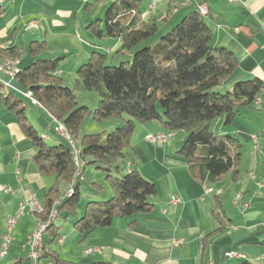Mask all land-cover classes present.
I'll return each mask as SVG.
<instances>
[{"label":"crops","instance_id":"0c3cea01","mask_svg":"<svg viewBox=\"0 0 264 264\" xmlns=\"http://www.w3.org/2000/svg\"><path fill=\"white\" fill-rule=\"evenodd\" d=\"M150 1L143 5V20L150 16L147 10ZM154 1L157 4L154 15L165 18L161 21L165 32L187 12L196 10L197 4L207 5L208 13L203 18L212 30L211 45L227 48L237 59V66L223 88L228 89L237 81L253 78L264 82V0H192L186 7L179 5L183 0ZM69 2L71 0H2L0 47L23 50L25 63L21 57L18 69L35 60L26 50L31 41H40L42 37L46 44L52 37H72L71 42L83 50L73 61L74 69L85 62L88 53L84 41L69 30L55 32L64 26L65 17L78 15L81 5L87 3L86 0H72L77 4L73 10L67 7ZM160 5L163 9L158 12ZM33 20L38 22V28L25 29ZM72 46L64 47L62 54L70 52ZM119 46L120 42L114 40L108 51H116ZM44 53L41 55L44 59L65 57L62 54L58 57L45 56ZM57 71L63 77L64 70L57 67ZM0 82L4 90L10 89L16 97L21 94L30 98V94L19 87L13 77L0 75ZM27 116L31 122L32 119L41 121L42 117L50 119L32 101ZM214 121L213 131L231 136L241 148L236 181L219 187L194 178L190 164L177 153L184 135L177 141H171L175 132L163 144L148 142L146 134L162 129H151L142 124L143 131L137 134L130 151L134 158L127 164L130 163L131 168H136L145 179L155 184L157 192L148 199L151 209L116 218L108 226H94L84 232L74 227L75 220L83 212V205H78L75 217H65L61 212L54 220V233L52 230L43 235L40 261L43 264H264V188L258 189L249 177L250 172H254L257 178L264 175V92L254 107L243 109L229 126L224 125L222 117ZM51 126L48 127L50 131L54 128ZM42 127L45 128L44 125ZM43 133L47 134H40ZM252 135L257 137L255 142ZM48 136L54 144L58 143L59 139L54 134ZM33 153L30 140L21 132L14 114L5 108L0 99V183L15 189L19 185L16 177L20 175L24 186L23 193L0 192V243L5 222L15 213L18 202L30 195L44 202L54 182L53 177L38 173L31 159ZM206 186L212 191L205 193ZM67 189L68 184L60 183L59 196H64ZM239 191L249 202L248 207L233 204L232 200ZM110 195L111 192L106 190L104 194L96 193L90 200H103V196ZM171 197L179 198L180 202L170 204ZM217 198L230 221L222 232L211 236L204 245V237L218 226L211 214ZM35 225L36 217L32 214L26 213L17 220L12 229L8 253L0 257V264H30L26 241ZM59 237H62L61 243L57 241ZM177 238H183L182 246L173 245L172 241ZM89 249L95 251L87 252ZM52 254L69 263L56 262Z\"/></svg>","mask_w":264,"mask_h":264},{"label":"trees","instance_id":"16d2710c","mask_svg":"<svg viewBox=\"0 0 264 264\" xmlns=\"http://www.w3.org/2000/svg\"><path fill=\"white\" fill-rule=\"evenodd\" d=\"M146 1L112 0L104 17L90 20L86 31L98 40L119 41L118 52L129 51L153 37L158 32V23L165 19L150 14L143 20L141 11ZM86 2L84 9L88 12L93 2ZM203 17L198 10L187 12L156 42L135 51L131 62L108 65L106 54L92 51L75 73L76 82L96 92V107L80 105L74 90L64 85L63 77L57 73L58 58L41 57L47 49L46 41L28 44L26 51L35 60L22 69L17 68L13 75L15 82L30 93L33 104L64 126L74 142L79 139L78 157L83 163L80 174L86 164L93 165L105 172V182L113 192L108 199L87 201L81 216L74 222L77 231L105 227L116 218L151 209L148 199L157 192L155 184L136 168L124 172L117 165L119 160L128 157L130 138L138 123L155 121L160 131H182L184 140L177 153L190 164L191 174L201 182L222 187L238 179L241 154L237 150L232 152L230 146L235 142L236 149L239 143L227 134L215 133L212 124L222 117L224 125L229 126L243 109L254 107L256 99L264 92V82L253 78L223 88L237 66V59L227 48L211 45L212 30ZM23 53L16 47H0V61L20 59ZM2 87L0 82L1 102L14 114L19 129L30 140L34 166L40 175L54 179L39 218L46 220L53 209L58 216L64 212L65 217H75L80 202V179L72 181L78 170L72 149L61 142L48 145L49 136L40 134L27 116L31 106ZM85 117L96 121L116 119L122 124L108 133L79 137V127ZM62 182L69 184L64 197L59 196ZM211 214L218 226L204 237V245L230 221L218 198ZM53 228L54 221L46 232H52ZM52 256L56 262L69 263Z\"/></svg>","mask_w":264,"mask_h":264},{"label":"rangeland","instance_id":"374dc122","mask_svg":"<svg viewBox=\"0 0 264 264\" xmlns=\"http://www.w3.org/2000/svg\"><path fill=\"white\" fill-rule=\"evenodd\" d=\"M112 0H95L93 2V0H91V5L89 8V11L86 12L84 7L86 5V3L81 5L80 8V13L78 15H74L72 17H65V19H63L64 26L61 28H58L55 30L56 33H58L60 30L65 29V30H69L72 33H75V36L77 38H80L84 41V43L86 44V48H87V59L85 60V62L88 60V57L90 55V53L92 51H96L99 53H104L107 56V61L106 63L108 65H120V63L125 62V61H132L133 58V54L135 51H137L138 49L144 47V45H146L147 43H154L156 42L160 35H162L165 30H164V24H161V22L158 23L159 25V29L158 32L151 37L148 41H143L141 43H139L137 46H135L133 49L126 51V52H118L117 49L116 51L114 49H112L111 51H108V49L111 48L112 43L114 40L112 39H103V40H98L94 37H92L87 31H86V25L88 24V22L90 20L93 19H102L104 17V13L106 8L108 7V5L110 4ZM157 6V4H156ZM67 7H70L71 9L73 8V10H75L77 8V4H75L74 2H69V4H67ZM157 11L161 12L163 7L161 8V5L159 7H157ZM149 14V13H148ZM57 28V27H56ZM56 35H60V34H56ZM68 37V38H66ZM58 36L56 38L52 37V39H48V46L47 49L44 53L45 56H54V57H58L60 54H62V51L64 49V47H70V45H73V48H70L71 50H69L70 52H66V54H62L65 57H58V66L59 68L63 69V79H64V85H68V87H70L71 89L74 90L78 102L80 105H86L88 107H96L97 105V94L94 91H89L86 90L82 83L80 82H76V69L82 64L80 63L79 66H77L75 69L73 67V61H76L78 59L79 53L81 51H83L81 49V47H79L75 42H71L72 37L70 36ZM40 41L43 40V37L39 39ZM120 47V46H119ZM19 59V58H18ZM25 59H26V55L22 56L21 60H23V62L25 63ZM20 60V59H19ZM83 62V63H85ZM18 93V92H17ZM18 99H22V101L26 104H28L29 106H31V98H29L28 96H23L21 94L17 95ZM31 112V111H29ZM29 115L31 116V114L29 113ZM214 122L212 124V130L214 129ZM32 123L33 125L36 127V129L38 130L39 133L42 132H46L47 135H51L54 134L52 133V131L48 130V127L50 125H52L51 127H55V121H50V119H45L42 117L41 121H38L36 119H32ZM44 125L45 128L42 127V125ZM49 124V125H48ZM58 124V123H56ZM122 124L121 120H116V119H105L102 121H96L94 119H92L91 117H85L79 127V137H81L82 135L85 134H98V133H108L110 131H112L116 126H119ZM145 126H149V128L151 129H159L160 126L158 123H156L155 121L152 122H147L145 123ZM143 125L141 123L136 124V128L130 138V147L128 148V157L125 159H121L118 161L117 165L120 167L121 171L125 170V166L127 169L131 168L130 167V163L132 162V153H130V151H132V145L134 144V140L137 139V134L139 133V131H143L142 128ZM142 128V129H141ZM145 128V127H144ZM184 135V133L182 131H178L176 132V135L174 138H171V141H177L179 139H181V137ZM57 138L59 139L58 142H61L65 145L69 146V143L62 137L57 136ZM46 143L48 145H53L54 142L51 139H47ZM75 146L79 147V139L75 140ZM233 144V145H232ZM231 146L233 147V149H235L236 143L232 142ZM248 146H250V144H247ZM230 146V148H231ZM232 149V150H233ZM231 150V151H232ZM235 150L240 151L241 148H236ZM134 158V157H133ZM127 161H129L130 163L127 164ZM129 166V167H128ZM242 169V168H241ZM81 175H80V186H79V196H80V202L79 204L83 205V207H85L86 203L88 200L92 199L93 195H95L96 193L98 194H104V192L106 190H109L111 192V195L113 194L112 190L108 187L107 183L105 182V172L102 170H99L97 168H95L93 165L91 164H86L84 168L81 169ZM113 173L115 174V171H113ZM94 183L99 184V186L95 185ZM69 186V184H68ZM109 196H103V200L108 199ZM84 209V208H83Z\"/></svg>","mask_w":264,"mask_h":264},{"label":"built area","instance_id":"2783aa9c","mask_svg":"<svg viewBox=\"0 0 264 264\" xmlns=\"http://www.w3.org/2000/svg\"><path fill=\"white\" fill-rule=\"evenodd\" d=\"M230 2H241V0H228ZM2 0H0V3ZM192 3V0H184V2H180V6H188ZM147 10L149 14H154L156 12V2L154 0H151L147 4ZM196 10H203L205 13H208V7L205 3H199L197 4ZM38 22L36 20L30 21L25 29L30 28H38ZM15 66H6L5 68H0V75L2 76H8L12 77L13 70L17 67ZM59 74V72H57ZM53 133L56 136L62 137L66 139V137L63 134H60V125H55L53 128ZM174 132L171 131H154L150 132L145 135V140L148 142L156 143V144H163L165 143ZM252 140L255 142L257 140L256 135L251 136ZM83 163L81 162L80 158L78 157V174L76 178V182L79 180V167H82ZM18 172V171H17ZM249 177L255 182L258 189L264 188V175L260 178H257L254 172L249 173ZM17 183L19 184L15 189H13L11 186L4 185L0 183V188L3 189L4 193H23L24 192V186L21 184L22 179L20 175H17L16 177ZM76 184V183H75ZM74 184V185H75ZM74 187V186H73ZM72 187V188H73ZM212 190H207V186L205 187V193L211 192ZM64 197V196H63ZM180 202V199L177 197H171L169 199L170 204H176ZM234 205H238L241 207H248L249 202L243 199V194H241V191H239L237 194H235L233 200ZM43 202H41L35 195H30L24 199H22L20 202H18L17 209L15 213L11 216H9L5 222V230L2 235V241L0 243V257H5L8 253L9 246L12 242V229L14 225L16 224L17 220L22 217L24 214H32L36 217V225L33 229V231L27 236L26 241V247H27V255L28 259L30 261V264H43L40 261L41 258V248H40V238H38V229L40 226H45V220H40L38 218V210L43 208ZM58 213L53 217L52 220L56 218ZM58 243L62 242V237H59L57 239ZM174 246H182L184 243L183 238H177L172 241ZM95 251V249H89L87 252ZM230 256L234 254H229Z\"/></svg>","mask_w":264,"mask_h":264},{"label":"bare ground","instance_id":"6f19581e","mask_svg":"<svg viewBox=\"0 0 264 264\" xmlns=\"http://www.w3.org/2000/svg\"><path fill=\"white\" fill-rule=\"evenodd\" d=\"M183 2H184V0H183ZM198 11H199L202 15H206V14H207V13H205L203 10H198ZM19 61H20V60H19L18 58H10V59L2 60V61H0V68H5L6 66H15L16 64H19ZM17 68H18V65H17V67L13 70L12 77H13L15 71L17 70ZM29 94H30V93H29ZM256 100H258V98H257ZM58 125H60V134H63V135L66 137L65 140L69 143V146H70V148H71L72 151H73V156H74V159L76 160L75 163H76V166H77V168H78V159H77V157H78L79 149L75 146L74 141H73L72 138L69 136V134L67 133V131H66V129L64 128V126L61 125V124H58ZM43 137H44V138H48L47 135H43ZM79 168H80V167H79ZM77 174H78V170L75 172V176L73 177L72 181L75 180V179L77 178ZM79 175H81L80 172H79ZM207 190H211V189H210V188H207ZM0 192H4L2 188H0ZM69 192H71V191H69ZM241 194H242V192H241ZM58 202H59V201H56L55 204H58ZM43 210H44V207L41 208L40 210H38V214H40L41 212H43ZM56 213H57L56 210L53 209L52 212L50 213L49 217H47V219L45 220V226H40V228L38 229V238H40V248L42 247V238H43V235H44V233L46 232V230H47L49 224H50L51 222H53L55 219H57V217H58V214H57L56 218H55L54 220H52L53 217L56 215ZM38 218H39V215H38ZM40 220H41V219H40Z\"/></svg>","mask_w":264,"mask_h":264}]
</instances>
